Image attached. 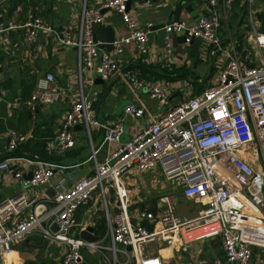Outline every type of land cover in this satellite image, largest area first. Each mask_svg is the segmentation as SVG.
<instances>
[{"label":"built area","instance_id":"2783aa9c","mask_svg":"<svg viewBox=\"0 0 264 264\" xmlns=\"http://www.w3.org/2000/svg\"><path fill=\"white\" fill-rule=\"evenodd\" d=\"M72 1L80 13L76 28L68 24L57 28L35 11L23 21L14 20L4 17L0 9V35L24 27L23 38L30 44L42 30L56 32L63 44L75 47L79 74L83 67H92L103 79L119 73L163 107L121 140L127 130L125 117L140 118L143 107L130 101L121 115L105 120L79 80V90L59 121L55 144L61 149L74 144L76 124L83 125L89 135L93 126L102 127L101 139L89 154L94 170L73 177L67 168L75 163L42 157L30 159L34 164L30 179L23 178L22 168H13L24 182L52 188V202L46 205L23 190L0 197V264H9L7 255L15 243L33 231L64 244L60 264H79L83 245L96 249L107 264H164L166 255L212 238L219 240L221 253L200 264H264V258L254 257L255 248L264 250V30L257 24L253 0H247L250 27L246 41L222 38L218 0H205V10L194 21L171 18L162 24L166 43L162 66L172 61L171 32L180 33L186 42L199 37L225 54L212 81L176 101L170 98L173 83L168 77H150L139 66L119 63L125 40H133L139 53L146 52L151 20L140 21L127 7V0H102L97 5ZM232 1L223 0L226 4ZM102 6L118 12L127 27L125 35L112 39L110 49H101L93 32L96 22L105 23ZM73 88L58 84L54 73L47 71L35 79L26 104L32 110ZM2 94L0 86V100ZM24 138L25 134L12 132L9 147ZM109 141L117 144L97 160L96 152ZM8 166V157L2 158L0 168ZM153 169L171 184L169 190L138 203L130 201L124 174ZM177 193L199 203L195 214L176 210ZM112 195L116 201L110 205ZM89 202H98L102 210L106 242L79 234L84 224L77 220L76 211ZM130 205H137V210L132 212ZM152 241H159L156 248L150 246ZM177 264L192 263L181 260Z\"/></svg>","mask_w":264,"mask_h":264},{"label":"crops","instance_id":"0c3cea01","mask_svg":"<svg viewBox=\"0 0 264 264\" xmlns=\"http://www.w3.org/2000/svg\"><path fill=\"white\" fill-rule=\"evenodd\" d=\"M101 1L88 0V3L97 5ZM19 4L20 7H17ZM252 6L255 9L257 24L264 30V0H253ZM128 8L136 12L140 21L151 20L153 26L148 33L146 52L139 53L133 40L124 41L123 50L118 56L120 66L136 65L147 76L168 77L173 83L170 93L172 101L187 93L196 92L213 80L225 54L199 37L186 42L180 33L171 32L172 61L167 66L161 65V58L166 49L162 24L171 18L194 21L205 10V0H131ZM247 8V0H233L229 4L218 0L217 9L222 17L220 34L224 40L233 36L246 41L250 27ZM0 9L4 17L19 21L27 19L31 12L35 11L57 28L67 24L76 28L80 19L78 4L72 0H0ZM102 10L105 23L112 25L115 37L125 35L127 27L121 15L105 6H102ZM23 32L24 27L10 28L0 35V86L3 89L0 100V160L8 157L9 161L8 167L0 168V197L23 190L26 195H35L46 205H50L52 188L24 182L14 174L13 168H22L23 178L30 179L29 174H32L34 167L30 159L42 157L75 163L67 168L68 175L73 177L93 172L94 158L89 157V154L101 139L102 127L93 126L89 135L83 125H76L74 144L64 149L55 144L59 121L79 90V80L83 91L94 99L96 112L105 120L110 121L121 115L123 107L130 101H135L143 107L144 113L140 118L129 115L125 117L128 134L138 130L160 110L159 101L142 88L131 86L119 73L102 82L96 80L97 72L92 67H83L79 74L77 51L74 46L63 44L60 34L42 30L37 39L28 44L23 38ZM101 49L107 48L103 46ZM47 71L54 73L58 84L73 85L74 88L62 91L58 98L38 103L31 110L26 104V99L37 76ZM12 132L25 134V138L13 148L9 147ZM116 144V141H109L101 145L96 152V159L101 160L105 152ZM137 173L144 196L148 197L156 188L153 186L154 171H130L127 175L134 179ZM57 177L54 176L53 180ZM145 184L148 185L147 188ZM178 198L179 193L176 194V200ZM194 204L193 214L200 206L197 202ZM102 216L104 215L98 202L83 204L76 211L77 220L84 226L93 225V232L98 234V239L102 238L106 242V221L105 229L101 233L97 225ZM216 245L213 246L209 240L195 241L190 244L188 250L177 253V256L192 264H200L201 260L211 259L221 253L218 239ZM63 250V243L48 240L39 232L33 231L15 243L14 252L6 261L9 264H60ZM81 250L83 258L79 264H107L96 249L83 245ZM180 261L176 260L177 263Z\"/></svg>","mask_w":264,"mask_h":264},{"label":"rangeland","instance_id":"374dc122","mask_svg":"<svg viewBox=\"0 0 264 264\" xmlns=\"http://www.w3.org/2000/svg\"><path fill=\"white\" fill-rule=\"evenodd\" d=\"M163 106L161 105V103H159V108H162ZM146 120V118H145ZM127 121H124V126L125 128H127ZM128 136V132L125 130L121 136V140L125 139ZM154 171V184L153 186H155L156 188L153 189V191H151L150 195H152L153 193H155L156 195L162 192H166L169 190V188L171 187V184L161 175L159 174V172H157V170H151ZM129 173V172H128ZM127 173V174H128ZM127 174H124V179L127 181V187L129 189L130 192V201L136 202L138 203L139 200H141L143 197H145L144 195V190L142 188V183H140V179L137 178L138 173L136 174V177H134V179H130L128 177ZM136 183H140V185H136ZM146 185V184H145ZM148 185H146L147 188ZM149 195V196H150ZM115 195H112L111 199L109 200L110 205H113L115 203ZM176 203V210L178 212L181 213H185L187 215H191L193 214L195 211V204L194 201L190 198H186L185 196H183L181 193H179V198L178 200H175ZM137 205H130V210L132 212H135L137 210ZM77 228V226L75 227ZM103 232V230L101 231ZM205 240H209L210 243L213 246H217L216 245V238H212V239H204ZM202 241V240H199ZM159 241H152L150 243V246L152 248H156L158 246ZM176 255V256H175ZM254 257L256 259L262 257L264 258V250H260L259 248L256 249ZM180 258L177 256V253H175L174 255L171 256V254L166 255L164 258V264H176V260H179Z\"/></svg>","mask_w":264,"mask_h":264},{"label":"water","instance_id":"95a60500","mask_svg":"<svg viewBox=\"0 0 264 264\" xmlns=\"http://www.w3.org/2000/svg\"><path fill=\"white\" fill-rule=\"evenodd\" d=\"M130 2L131 0H127L126 3L127 7L130 6ZM93 32H94V36L100 41L99 46L101 47L105 46L107 49L111 48L112 46L111 41L115 37V33L110 23L96 22L94 24ZM96 80H99L101 82L104 81V79L100 77L98 73ZM76 125H80V124H76ZM53 227H56V225H53ZM93 229H94L93 225L87 224L84 227L80 228L79 234L86 239H91V240L97 239L98 234L93 232ZM126 247L130 248V244H127Z\"/></svg>","mask_w":264,"mask_h":264},{"label":"trees","instance_id":"16d2710c","mask_svg":"<svg viewBox=\"0 0 264 264\" xmlns=\"http://www.w3.org/2000/svg\"><path fill=\"white\" fill-rule=\"evenodd\" d=\"M33 85H34V83H33ZM97 225H98V228L100 229V233H101V231L105 229V218H104V216L99 218ZM117 264H122V263L118 262Z\"/></svg>","mask_w":264,"mask_h":264},{"label":"bare ground","instance_id":"6f19581e","mask_svg":"<svg viewBox=\"0 0 264 264\" xmlns=\"http://www.w3.org/2000/svg\"><path fill=\"white\" fill-rule=\"evenodd\" d=\"M14 251H11L10 253H8L7 258L9 259V257L11 256V254H13Z\"/></svg>","mask_w":264,"mask_h":264}]
</instances>
